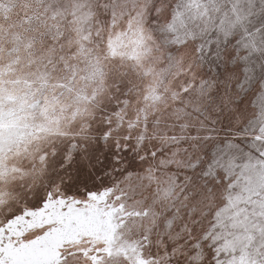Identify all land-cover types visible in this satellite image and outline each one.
I'll return each mask as SVG.
<instances>
[{
    "label": "snow or ice",
    "instance_id": "snow-or-ice-1",
    "mask_svg": "<svg viewBox=\"0 0 264 264\" xmlns=\"http://www.w3.org/2000/svg\"><path fill=\"white\" fill-rule=\"evenodd\" d=\"M0 264H264V0H0Z\"/></svg>",
    "mask_w": 264,
    "mask_h": 264
}]
</instances>
